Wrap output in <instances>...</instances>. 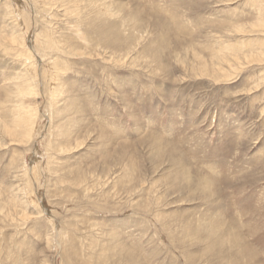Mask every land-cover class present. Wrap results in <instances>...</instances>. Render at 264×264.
<instances>
[{
    "label": "rangeland",
    "instance_id": "rangeland-1",
    "mask_svg": "<svg viewBox=\"0 0 264 264\" xmlns=\"http://www.w3.org/2000/svg\"><path fill=\"white\" fill-rule=\"evenodd\" d=\"M38 1L0 0V264H264V0Z\"/></svg>",
    "mask_w": 264,
    "mask_h": 264
},
{
    "label": "bare ground",
    "instance_id": "bare-ground-1",
    "mask_svg": "<svg viewBox=\"0 0 264 264\" xmlns=\"http://www.w3.org/2000/svg\"><path fill=\"white\" fill-rule=\"evenodd\" d=\"M38 1V0H37ZM40 1V0H39ZM38 1V2H39ZM56 1V0H55ZM46 2V1H45ZM61 2V1H60ZM74 2V1H73ZM49 3V2H48ZM69 3V2H68ZM70 3H72L71 2V0H70ZM78 3V2H77ZM40 4V3H39ZM43 5H44V3H42ZM74 4H76V0H75V3ZM74 4H72V5H74ZM48 5V4H47ZM70 5V4H69ZM38 6V5H37ZM49 6V5H48ZM40 7V6H39ZM109 7V6H108ZM51 8V7H50ZM66 8V7H65ZM67 8H69V7H67ZM76 8V7H75ZM78 8H79V6H78ZM69 9H72V7L71 8H69ZM103 12H108L109 13V11L108 10H106V8H104V10H102V13ZM112 12V11H111ZM77 13V12H76ZM73 14H75V12L73 13ZM104 14V13H103ZM110 14V13H109ZM155 18V17H154ZM153 18V19H154ZM153 19H152V21H153ZM157 22H160V21H157ZM131 24H132V22H131ZM154 24V23H153ZM19 26V25H18ZM135 26V25H134ZM143 26V25H142ZM153 26H155V25H153ZM129 27V26H128ZM132 27V26H131ZM136 27H138L137 25H136ZM261 27H264L263 25H259V26H257V27H255L254 29H257V28H261ZM134 28V27H133ZM162 28V27H161ZM238 29V28H237ZM15 35V34H14ZM23 35L24 34H22L21 32H20V35H18V36H16V37H13V38H11L10 39V42H12V44H17L16 46H15V49H17L18 48V46H19V52L22 54V55H31V54H29V53H26V51L23 49H20V48H24L25 47V39H24V37H23ZM10 38V37H9ZM164 42V41H163ZM57 43V42H56ZM264 45V44H263ZM21 46V47H20ZM44 53V52H43ZM17 54V53H16ZM21 55V56H22ZM226 56V55H225ZM25 57H27V56H25ZM31 56H29V58H30ZM32 58V57H31ZM225 58V57H224ZM234 58V57H233ZM250 58H252V60H256V61H261V59L260 58H253V57H248L247 59H250ZM25 59V58H24ZM234 60V59H233ZM251 60V61H252ZM202 61H204V60H202ZM220 61V60H219ZM232 61V60H231ZM222 63V62H221ZM51 66V65H50ZM53 69L51 70V72L52 73H56L57 71H58V67H57V63L55 62H53V67H52ZM29 69H32V66L30 65L29 66ZM61 69V68H60ZM29 71H31V70H29ZM28 71V72H29ZM36 71V70H35ZM211 71V70H210ZM31 73H34V72H32L31 71ZM50 73V72H49ZM49 77V76H48ZM55 79V78H54ZM19 83V82H18ZM31 81H24L21 85H19L18 87H17V92L19 91V92H21V91H27L28 92V90L30 91V90H33L32 88H31ZM29 85H30V87H29ZM33 85V84H32ZM16 92V93H17ZM23 93V92H22ZM27 102V101H26ZM24 108L22 107V106H17L16 108H15V113H14V119H13V126L12 127H8V129H7V131L10 133V135H15V136H19V135H21L22 134V131L24 130V134H26L27 133V131H29L28 130V126H27V123L30 121V119H32L31 117V115L29 114V112H28V110H23ZM76 112V111H75ZM19 127L21 128V129H19ZM7 128V127H6ZM5 129V128H4ZM23 129V130H22ZM22 130V131H21ZM3 131V130H2ZM23 135V134H22ZM20 137V136H19ZM170 147V146H169ZM166 150H167V147H166ZM168 151V150H167ZM171 151H173V150H171ZM174 152H176V150L174 151ZM171 153V152H170ZM177 153H178V151H177ZM176 153V154H177ZM176 154H174V155H176ZM180 154V153H179ZM169 155V154H168ZM173 155V156H174ZM173 156H171L170 158L172 159V157ZM180 156V155H179ZM179 156L177 155V157L179 158ZM169 157V156H168ZM168 157H167V159H168ZM176 157V156H175ZM181 158V157H180ZM182 159H184V158H182ZM181 159V160H182ZM168 160H170V159H168ZM180 159H178V161H179ZM171 161V160H170ZM174 161H176V160H174ZM175 164V163H174ZM179 164V163H178ZM187 169V168H186ZM194 169V168H193ZM190 173V172H189ZM199 175L201 176V174L199 173ZM191 177H193V176H191ZM202 177V176H201ZM199 179V178H198ZM197 179V180H198ZM202 179H203V177H202ZM192 180V179H191ZM200 180V179H199ZM204 180V179H203ZM204 182H206L205 180H204ZM208 182V181H207ZM210 182H212V181H210ZM202 183V182H201ZM214 183V182H213ZM197 184V183H196ZM210 183H206V184H204L203 185V187L205 188L206 187V189H208L209 188V185ZM201 185V184H200ZM211 185V184H210ZM217 185V184H216ZM215 185V186H216ZM202 186V185H201ZM212 186V185H211ZM214 188V187H213ZM205 190V189H204ZM216 190H217V188H216ZM206 191V190H205ZM207 192V191H206ZM221 192V191H220ZM212 224V223H211ZM211 226V225H210ZM210 228V227H209ZM215 228V227H214ZM216 229V228H215ZM212 230V229H211ZM215 231V230H214ZM209 232H211V231H209ZM211 236V235H210ZM217 239V238H216ZM241 239V238H240ZM218 240V239H217ZM215 241V240H214ZM219 241V240H218ZM238 241H239V239H238ZM223 242H225V240H224V238H222V240H220V242H219V245H220V243H223ZM240 242V244H243L242 243V239H241V241H239ZM243 242H245V241H243ZM244 245V244H243ZM212 246H213V243H212ZM214 247V246H213ZM241 247H243L242 249H244V246H242L241 245ZM245 248H246V251H248V254L250 255L251 253H249V249L247 248V246H245ZM127 255H128V253H127ZM257 260V259H256ZM249 262H250V260H249Z\"/></svg>",
    "mask_w": 264,
    "mask_h": 264
}]
</instances>
